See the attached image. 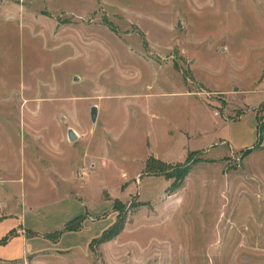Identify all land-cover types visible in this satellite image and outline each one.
<instances>
[{
    "label": "rangeland",
    "instance_id": "obj_1",
    "mask_svg": "<svg viewBox=\"0 0 264 264\" xmlns=\"http://www.w3.org/2000/svg\"><path fill=\"white\" fill-rule=\"evenodd\" d=\"M1 215L0 264H264V0H0Z\"/></svg>",
    "mask_w": 264,
    "mask_h": 264
},
{
    "label": "crops",
    "instance_id": "obj_2",
    "mask_svg": "<svg viewBox=\"0 0 264 264\" xmlns=\"http://www.w3.org/2000/svg\"><path fill=\"white\" fill-rule=\"evenodd\" d=\"M79 137H80V136H79ZM79 137H77V138H79ZM89 165H92V161L89 162ZM3 216H4V215H1L0 218L3 217ZM6 217H7V216H6ZM74 232H75V231H74ZM16 233H17V235H16L14 238H16V237L19 236V237L22 239V241H23V240L27 241L26 238L23 237L22 233L18 232V230L16 231ZM4 236H5V235H3V236H1V237H4ZM1 237H0V238H1ZM14 238H13V239H14ZM10 241H11V240H10ZM26 243H27V242H26ZM6 244L8 245V243H5V244H2V245H0V246H5ZM7 245H6V246H7ZM40 247H41V246H40ZM35 249H36V248H35L33 245H31V243H29V251H33V250H35ZM38 249H41V248H38ZM7 252H8V253H7ZM7 252H5L4 255H3V254H0V261L7 262V261H10V260H13V259H16V258H19V259H20V258H24V256H26L27 253H28V251L25 252V253H24V252H21V255L18 257V255H13V254L11 255V254H10V251H7Z\"/></svg>",
    "mask_w": 264,
    "mask_h": 264
},
{
    "label": "water",
    "instance_id": "obj_3",
    "mask_svg": "<svg viewBox=\"0 0 264 264\" xmlns=\"http://www.w3.org/2000/svg\"><path fill=\"white\" fill-rule=\"evenodd\" d=\"M178 25H180L179 22H178ZM96 114H97V107L95 105H92L90 107V119L92 122L95 121ZM77 137L78 136H77L76 132L72 128L67 129V138L70 142L76 140Z\"/></svg>",
    "mask_w": 264,
    "mask_h": 264
},
{
    "label": "trees",
    "instance_id": "obj_4",
    "mask_svg": "<svg viewBox=\"0 0 264 264\" xmlns=\"http://www.w3.org/2000/svg\"><path fill=\"white\" fill-rule=\"evenodd\" d=\"M258 131H259V133L262 131V129H261V127H259L258 126ZM261 139V136H259L258 137V141ZM253 149V148H252ZM151 159V158H150ZM157 163H159L161 166H163L164 165V163L163 162H161V161H157ZM173 185H175V184H173ZM69 223V222H68ZM68 223H66L65 224V226H64V229H67V230H69V229H72L73 227H70L69 226V224ZM60 231H62V230H60ZM7 238H8V236L7 237H4V238H2L1 239V242H4V241H6L7 240Z\"/></svg>",
    "mask_w": 264,
    "mask_h": 264
}]
</instances>
